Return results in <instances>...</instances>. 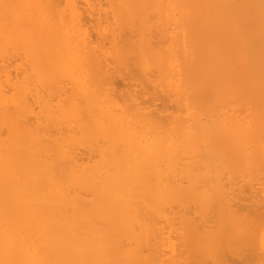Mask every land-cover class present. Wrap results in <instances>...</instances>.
Segmentation results:
<instances>
[{
	"label": "bare ground",
	"instance_id": "1",
	"mask_svg": "<svg viewBox=\"0 0 264 264\" xmlns=\"http://www.w3.org/2000/svg\"><path fill=\"white\" fill-rule=\"evenodd\" d=\"M0 264H264V0H0Z\"/></svg>",
	"mask_w": 264,
	"mask_h": 264
}]
</instances>
